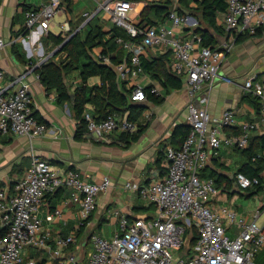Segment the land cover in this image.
<instances>
[{"label": "built area", "instance_id": "2783aa9c", "mask_svg": "<svg viewBox=\"0 0 264 264\" xmlns=\"http://www.w3.org/2000/svg\"><path fill=\"white\" fill-rule=\"evenodd\" d=\"M98 3L97 10L83 14L84 22L103 10L113 24L126 29L130 38L141 36L139 41L115 38L117 44L128 50L126 59L112 65L119 80H130L144 71L141 55L145 48L168 46L172 52L170 67L184 79L189 130L179 147L165 148L163 175L143 184L131 181L124 184V188L136 192L147 204L154 206L153 216L130 220L123 215L110 237L91 234L90 247L75 252L67 250L76 242L75 235L56 236L52 239L54 264H257L253 258L264 245V232L255 221L235 210H213L207 200L217 196L219 189L212 177L202 176L209 156L221 147L247 148L249 133L256 128V123H239L240 130L236 131L235 116L231 111H224L219 124L213 125L206 106H202L206 104V97L196 102V95L202 84L213 86L225 54L232 49L237 35L255 34L264 24V0H226L221 20L228 32L227 40L215 48L202 46L199 49L195 46V41H200L199 36L179 35L188 17L178 13L176 7L168 13L171 25L141 28L129 21L128 13L133 8L130 0ZM62 11L60 0H46L26 10L24 30L8 41L0 38V50L21 41L27 58L36 62L27 71L33 72L36 66L49 59L43 51L41 37L56 32L53 29L58 25L54 17ZM81 27H76L74 32ZM58 28L57 33L64 41L74 33L67 19ZM101 60L107 63L108 58L102 56ZM22 77L18 76L15 82ZM3 78L4 70L0 67V81ZM243 88L257 98L260 122L264 124V80L246 78ZM130 90L131 102L146 100L143 87L133 84ZM152 92L157 93L155 88ZM83 117L87 130L97 138L115 130L133 133L137 129L135 121L127 116L117 118L114 113L97 117L85 110ZM46 132V125L34 115L33 98L27 86L20 85L8 93L7 87L0 83V135L13 133L33 139ZM234 177L240 189L260 187L264 193V181L259 176L249 177L239 171ZM61 187L70 188L71 196L80 202L83 224L95 211L99 195L111 187V180L105 176L99 181H85L75 170H63L32 156L21 179L12 186H0V264H34L25 261L23 251L50 246V232L38 212L44 196ZM61 214V210L55 208L46 215V220H56ZM224 219L239 229L236 236L227 234Z\"/></svg>", "mask_w": 264, "mask_h": 264}, {"label": "crops", "instance_id": "0c3cea01", "mask_svg": "<svg viewBox=\"0 0 264 264\" xmlns=\"http://www.w3.org/2000/svg\"><path fill=\"white\" fill-rule=\"evenodd\" d=\"M45 1L39 0L36 5L27 0H0V38L5 41L16 38L24 26L25 7L35 8ZM103 1L60 0L63 11L54 17L58 27L67 19L73 32L76 27L82 25L72 35L79 32L81 38H84L91 32L94 35L97 34L100 29L105 43L114 36L116 44L115 49L109 53L105 51L107 46L96 39V45L88 48V57L79 58L78 64L71 70L78 69L80 72L83 63L87 60L103 63L113 70V64L128 57V50L123 45L117 44L115 38L121 37L125 41H131L130 36L125 28L113 24L103 10H98L95 16L84 22L83 14L97 10L98 2ZM130 1L133 4L130 11L132 14L129 16L132 24L147 25L149 20L154 21L155 26L171 25L168 15L165 16L157 11L159 5H165L166 0ZM171 3L177 11L188 17V23L182 27V33L179 31L180 36L189 38L191 35H197V28H207L215 36L216 47L227 40L228 33L221 20L222 13L217 15L216 23L223 30L215 34L204 22L197 0H178L176 4L173 1ZM58 27L53 29L56 31L55 35H58ZM240 35L246 36L238 42L234 41L232 49L225 54L213 86L202 84V88L196 95V102L206 97V104L202 106H206L213 125L219 124L224 111H231L235 116L238 122L234 128L236 131L240 130L237 126L239 123H256V128L250 131L249 137L250 143L259 153L260 136L264 135V124L260 122L258 100L243 88V82L249 77L264 80V24L257 28L255 34ZM45 37L47 36L41 37V43L42 47L45 44L50 50L49 60L59 63L65 59L66 52L62 49L57 51V45L52 39L45 43ZM62 43L58 44L59 47ZM13 45L18 47L27 60L25 64L12 53ZM13 45L0 50V67L4 70V78L0 83L7 87L8 93L13 92L20 85L27 86L33 98L34 115L46 125L47 132L33 139L13 133L0 135V186L7 187L21 179L32 156L40 157L63 170H75L85 181H99L105 176L111 180V187L107 192L99 195L97 207L85 225L81 224L80 202L71 196L70 188L61 187L44 196L38 216L50 232V246L44 249L28 248L23 251V257L25 261L34 264H54L52 239L56 236L75 235L76 242L67 249L69 252H75L90 245V241L87 243V238L91 234L110 237L119 227V218L123 215L131 220L140 217L148 218L155 214L154 206L147 204L136 192L124 188V184L127 181L143 184L164 174L165 148L179 147L182 140L178 137L172 138L173 133L176 127L188 125L186 110L188 96L183 77L180 88L166 90L151 72L143 71L130 80L122 81L113 70L120 90H123L127 96L133 84L141 87L152 86V89L155 88L156 92L162 95L163 101L155 103L151 99H146L143 102H132L135 107L140 108V114L135 120L137 125L135 132L124 133L115 130L105 134L103 138H97L87 130L83 113L89 110L100 117L98 114L100 109L97 105L102 103L104 110L105 107L111 106L108 98L99 94L96 103L89 101L84 105L81 117L84 120L85 131L78 136L77 131L82 125L81 118H78L74 111L76 98L74 90L84 86L87 94L95 95L97 88H92L102 87L100 78L93 76L86 82H82L79 72L68 71L65 82L70 91V100L64 105H59L55 102L56 91L46 90L35 71L27 72L33 67L35 60L27 58L23 43L18 40ZM195 46L199 49L202 44L196 40ZM43 51L45 52L44 47ZM58 55H63L61 60H58ZM165 55H169L172 61V52L168 46L148 47L142 52L141 59L151 60ZM102 56L108 58L107 63L101 60ZM112 58H116V61H112ZM22 75V80L15 82L16 78ZM67 78L70 81L69 84ZM73 83L78 84L73 85ZM135 103L141 106H136ZM113 113L117 118L121 116L129 118L128 110L124 112L115 110ZM224 131L229 132L227 129ZM245 162L246 157L242 154V150L225 146L221 147L216 154L209 156L205 174L212 172L219 194L207 201L217 212L222 208L235 210L248 220L255 221L264 232V208L262 207L264 193L261 189L255 193H249L251 190L240 189L235 181L236 172H239V168ZM259 177L264 181V166ZM55 208L61 210V217L47 221L46 215ZM223 223L229 236L233 237L239 233V229L225 219ZM37 253L43 256L39 257ZM253 259L257 264H264V245Z\"/></svg>", "mask_w": 264, "mask_h": 264}, {"label": "trees", "instance_id": "16d2710c", "mask_svg": "<svg viewBox=\"0 0 264 264\" xmlns=\"http://www.w3.org/2000/svg\"><path fill=\"white\" fill-rule=\"evenodd\" d=\"M171 2L172 0H166L165 5H159L157 10L158 13L167 16L168 13L174 7L172 6ZM197 3L199 9L202 10V17L204 22L207 24V26L210 27L215 34L222 31L223 29L220 28V26H218L216 23L217 22L216 18L219 13H223L225 11L226 0H197ZM28 8L30 9V6L25 7L26 10H28ZM178 13L180 12L178 11ZM148 22L149 23L147 25H140L139 27L142 28L151 25L153 26L154 21L150 22L148 20ZM118 27H114V29H118ZM23 30L24 29H22L21 32ZM113 31L114 34L117 35L115 30ZM75 34L76 35L72 36L70 39H68L65 42L61 35L49 34L47 37H45L44 38L45 43H47L48 40L51 39L53 40L55 45L64 42L62 50L66 52L67 56L59 63H56L48 59L47 61L41 63L40 65L34 68L35 73L37 74L40 82L45 87V89L46 90L54 89L56 91L55 102L59 105H64L66 102L70 100V91L65 82V75L68 73V71L73 69L78 64L79 58L88 57L87 54L88 48L96 45L97 43L95 42L96 39L99 40V43H103L107 46V50L105 51H108L109 53L115 49V45H116L114 42V36L111 38V40H108L105 43L102 40L103 32L100 29L97 31V34L94 35L91 32L84 38H81L79 32ZM196 34L199 36L200 43L202 44V46H207L212 48L216 47L215 36L210 32L209 29L197 28ZM244 36L246 35H237L235 41L237 42L240 41L241 39L244 38ZM140 38L141 36L131 37L133 41H139ZM12 53L23 64L27 62V60L25 59L23 54L19 51L16 45L12 46ZM112 61H116V58H112ZM141 61H142L141 64L143 70L147 72H151L154 75V77L159 80L160 84L166 90L180 88L182 86V76L181 74L172 71L170 67L171 61L169 55L168 56L165 55L164 57L161 56L159 58L151 59V60L141 59ZM93 76H98L102 82L101 88L96 86L92 88V89L97 88L95 90L97 94L95 95L87 94L86 88L84 86H79L74 90V93L76 95L74 101V111L76 113V116L78 118H81L80 124L82 125L77 131L78 136H81L85 131V127L83 125L84 120L81 117L83 113L84 105L89 101H94L96 103L99 94L105 98H108L109 104L111 105L110 107H112L111 109H108L110 107H105L104 110L102 103L101 105L98 104L97 108L100 109V111L98 112L100 117L106 116L109 113H113V111L115 110L121 112L128 110L129 118L135 121L140 114V108L135 107L133 104L134 102L130 103L129 96H127V94H124L123 90H120L119 83H117L115 78V73L110 66H107L103 63L95 62L93 60H87L86 62L83 63L81 67V70L79 72V77L82 82H86L88 78ZM143 89L146 93V97H147L146 99H151L155 103H159L163 101V97L160 93H155L151 91L152 86H146L143 87ZM188 130H189L188 125L176 127V130L174 131L172 138L178 137L179 139L183 140L186 134L188 133ZM133 138H135V136H133ZM242 154L245 155L246 162L239 168V171L243 172L249 177L259 176L264 166V135L260 136L259 153L255 151V148L250 143L247 148L242 150ZM205 170L206 168L203 169L202 176L213 178L212 172L205 174ZM12 185L13 184H11L10 186ZM260 189H261L260 187L255 188L254 190H251L249 193H255ZM150 205L153 206L152 204ZM83 225H85V222ZM193 235H195L194 232ZM89 238L90 236L87 238V243L90 240Z\"/></svg>", "mask_w": 264, "mask_h": 264}, {"label": "rangeland", "instance_id": "374dc122", "mask_svg": "<svg viewBox=\"0 0 264 264\" xmlns=\"http://www.w3.org/2000/svg\"><path fill=\"white\" fill-rule=\"evenodd\" d=\"M27 1H29V2H31V3H33V4H36V5H37L38 2H39V0H27ZM131 14H132L131 12L128 13L129 16H131ZM43 42H44V41H43ZM43 47H44V49H45V55H46V56H47V55H50V54H49V51H50V50L46 48V45H45V44H43ZM51 55H53V54H51ZM57 57H58V60H61V58L63 57V55H58ZM57 57H55V59H56ZM71 72H79V70H78V69H74V70H71ZM66 80H67V83L69 84L70 81H68V78H67ZM76 84H78V83H73V85H76ZM142 102H143V101H142ZM88 247H90V245H89ZM37 254H38L39 257H42V256H43V255H41L40 253H37Z\"/></svg>", "mask_w": 264, "mask_h": 264}, {"label": "water", "instance_id": "95a60500", "mask_svg": "<svg viewBox=\"0 0 264 264\" xmlns=\"http://www.w3.org/2000/svg\"><path fill=\"white\" fill-rule=\"evenodd\" d=\"M72 36H74V35H71L68 39H70ZM68 39H67V40H68ZM67 40H66V41H67ZM64 42H65V41H64ZM64 42H63V43H64ZM63 43H62V45L59 47V49H58L57 51H59V50L62 49V47H63ZM71 96H72V95H71ZM135 105H136V106H141V105L138 104V103H135Z\"/></svg>", "mask_w": 264, "mask_h": 264}, {"label": "bare ground", "instance_id": "6f19581e", "mask_svg": "<svg viewBox=\"0 0 264 264\" xmlns=\"http://www.w3.org/2000/svg\"><path fill=\"white\" fill-rule=\"evenodd\" d=\"M34 62H35V61H34ZM34 62H33V63H34Z\"/></svg>", "mask_w": 264, "mask_h": 264}]
</instances>
